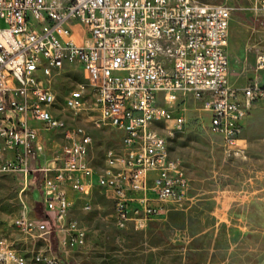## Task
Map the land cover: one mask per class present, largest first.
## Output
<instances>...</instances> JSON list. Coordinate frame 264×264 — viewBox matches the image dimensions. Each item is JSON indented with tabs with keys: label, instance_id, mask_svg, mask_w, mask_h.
Instances as JSON below:
<instances>
[{
	"label": "built area",
	"instance_id": "built-area-1",
	"mask_svg": "<svg viewBox=\"0 0 264 264\" xmlns=\"http://www.w3.org/2000/svg\"><path fill=\"white\" fill-rule=\"evenodd\" d=\"M252 9L264 12V0ZM230 4L193 0H0V140L12 160L0 171H27L28 156L43 152L33 123L56 129L51 108L53 75L78 64L92 91L96 128L121 133L122 149L108 152L96 183L113 202L115 223L142 228L171 205L184 202L190 179L168 142L186 120L176 109L187 97L201 102L208 130L224 149L240 156L243 123L264 98L257 80L238 88L229 82ZM264 71V52L256 58ZM85 84L80 85L83 93ZM80 96L71 100L80 109ZM87 134L69 138L63 157L36 166L43 220L21 213L13 226L26 236L65 246L81 242L84 231L67 219V189L87 195L93 176ZM166 159V167H157ZM84 209H88L85 204ZM58 226L63 237L58 234ZM0 264H60L50 245L30 260L0 240Z\"/></svg>",
	"mask_w": 264,
	"mask_h": 264
},
{
	"label": "rangeland",
	"instance_id": "rangeland-1",
	"mask_svg": "<svg viewBox=\"0 0 264 264\" xmlns=\"http://www.w3.org/2000/svg\"><path fill=\"white\" fill-rule=\"evenodd\" d=\"M200 4H230L228 29L229 82L244 86L255 80L256 58L264 52V12L252 9L254 0H193ZM85 76L78 64H67L52 77L55 102L51 113L58 121L47 130L40 123L38 141L43 152L28 156L27 171L17 168L0 171V240L6 241L28 260L44 251L48 244L58 254L60 264H264V100L250 111L243 127L246 150L240 156L227 152L218 136L208 130V115L201 102L187 97L176 109L185 127L168 142L170 156L181 161L190 179L186 200L169 205L144 227L132 222L123 227L115 223L113 202L97 185L105 167L106 154L122 149L121 133L113 128H96L97 112L93 94L80 85ZM80 96L81 108L71 100ZM87 134L92 145L88 160L93 176L87 195L71 189L72 201L67 219L84 231L81 242L68 246L59 238L45 242L26 236L13 226L25 213L35 224L41 213L39 186L42 175L35 170L41 162L63 157L69 138ZM2 150L0 161L12 160ZM88 209H84V205ZM59 237L63 231L58 226Z\"/></svg>",
	"mask_w": 264,
	"mask_h": 264
},
{
	"label": "crops",
	"instance_id": "crops-1",
	"mask_svg": "<svg viewBox=\"0 0 264 264\" xmlns=\"http://www.w3.org/2000/svg\"><path fill=\"white\" fill-rule=\"evenodd\" d=\"M228 77H229V76H228ZM255 78H256L258 84H259L261 87L264 88V71L258 73V74L255 76ZM233 86L238 87V88L243 87V86H236V85H233ZM244 86H245V85H244ZM262 100H264V98L261 99V100H259L258 102H256V103L253 105V107H254L256 104H258L260 101H262ZM253 107L251 108V110L253 109ZM251 110H250V111H251ZM250 111H249V113H250ZM248 116H249V114H248ZM248 116H247V118H248ZM247 118H246V119H247ZM246 119H245V121H246ZM245 121H244V123H243V127H244ZM245 126H246V124H245ZM242 133H243V129H242V132H241V141H240V144H241V145L245 148V150H246V143H245V141H244V138H243V134H242ZM46 161H48V160H46ZM46 161L41 162V164H44ZM39 196H40V195H39ZM40 204H41V213L44 214V209H43V205H42L41 197H40Z\"/></svg>",
	"mask_w": 264,
	"mask_h": 264
},
{
	"label": "bare ground",
	"instance_id": "bare-ground-1",
	"mask_svg": "<svg viewBox=\"0 0 264 264\" xmlns=\"http://www.w3.org/2000/svg\"><path fill=\"white\" fill-rule=\"evenodd\" d=\"M56 124H58L57 119H56ZM157 167H166V159H158L157 160Z\"/></svg>",
	"mask_w": 264,
	"mask_h": 264
}]
</instances>
